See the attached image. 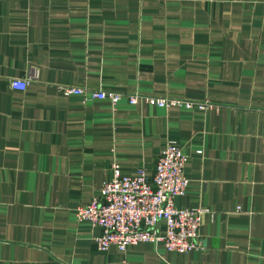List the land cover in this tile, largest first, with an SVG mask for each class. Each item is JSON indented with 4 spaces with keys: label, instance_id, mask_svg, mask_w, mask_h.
Returning a JSON list of instances; mask_svg holds the SVG:
<instances>
[{
    "label": "crops",
    "instance_id": "1",
    "mask_svg": "<svg viewBox=\"0 0 264 264\" xmlns=\"http://www.w3.org/2000/svg\"><path fill=\"white\" fill-rule=\"evenodd\" d=\"M66 85L123 95L112 108ZM167 140L187 153L173 204L207 209L200 247L98 250L77 206L112 161L150 175ZM0 264H264V2L0 0Z\"/></svg>",
    "mask_w": 264,
    "mask_h": 264
},
{
    "label": "built area",
    "instance_id": "2",
    "mask_svg": "<svg viewBox=\"0 0 264 264\" xmlns=\"http://www.w3.org/2000/svg\"><path fill=\"white\" fill-rule=\"evenodd\" d=\"M264 2V0H262ZM13 88L25 89V78H12ZM64 94H81L86 99H108L112 108L123 93L111 89L62 86ZM128 103L144 101L159 107L180 106L199 110L217 109L207 100H189L161 95L126 93ZM187 153L167 140L160 149L151 174L139 166L133 173H122L112 161L111 175L102 182L98 194L75 210L76 220L98 226L94 237L98 250L111 245L123 250L139 241L161 242L167 250L186 252L200 247L198 227L204 207H177L173 198L182 195L188 179L183 173Z\"/></svg>",
    "mask_w": 264,
    "mask_h": 264
}]
</instances>
